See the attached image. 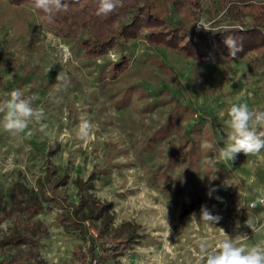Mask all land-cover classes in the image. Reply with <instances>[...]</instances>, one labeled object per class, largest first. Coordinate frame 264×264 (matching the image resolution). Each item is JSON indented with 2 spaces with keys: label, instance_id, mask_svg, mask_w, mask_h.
Returning a JSON list of instances; mask_svg holds the SVG:
<instances>
[{
  "label": "rangeland",
  "instance_id": "1",
  "mask_svg": "<svg viewBox=\"0 0 264 264\" xmlns=\"http://www.w3.org/2000/svg\"><path fill=\"white\" fill-rule=\"evenodd\" d=\"M158 1L164 14L169 9L195 28L227 27L233 21L221 0H198L196 6L189 0ZM234 1L246 8L251 0ZM171 2L178 5L175 13ZM244 19L249 22L250 15ZM119 20L87 18L76 36H107ZM74 37L62 39L32 7L0 0V100L14 89L30 90L38 95L34 106L44 108L47 124V134L30 124V136L0 129V190L20 180L41 193L36 182L50 168L66 174L54 191L50 185L45 196L41 193L45 199L37 216L47 233L38 245L37 264L70 261L73 248L84 244L71 230L69 215L78 200L74 179L91 173L94 185L87 193L111 203V223L133 219L143 232L123 255L94 264H192L200 254L198 242L214 246L224 238L221 229L246 244L264 245V212L258 204L249 205L264 195V149L239 153L233 162L219 156L229 132L224 124L229 102L264 111L263 49L213 64L138 39L108 48L92 62ZM120 54H130L128 65L109 72ZM82 116L92 124L86 135ZM191 149L192 165L181 175L186 163L180 158L187 159L184 153ZM177 154L170 177L181 176L185 188L176 194L170 184L148 183L147 167ZM198 195L202 208L221 217L218 222H207L202 209L180 213ZM247 220L255 223V231Z\"/></svg>",
  "mask_w": 264,
  "mask_h": 264
},
{
  "label": "trees",
  "instance_id": "2",
  "mask_svg": "<svg viewBox=\"0 0 264 264\" xmlns=\"http://www.w3.org/2000/svg\"><path fill=\"white\" fill-rule=\"evenodd\" d=\"M2 1L12 6L32 7L45 25L64 40H70L71 36H75L74 39L79 38V45L92 62L104 56L108 48L122 46L138 39H143L150 47L162 46L174 52H183L196 57L201 62L213 64L229 63L240 60L246 53L262 49L264 51V1L253 3L254 0H251L247 2L246 8H242L237 6L234 0H221L220 4L226 5L225 11L233 21L227 27L211 29L213 31L195 28L185 23L180 19L181 17L170 15L169 9L164 14L158 0H122V6H118L106 17L96 15V0H63L67 5V11L55 13L51 19L34 8L33 0ZM189 1L195 6L199 4L198 0ZM171 5L174 6L175 13L174 9L178 5L175 2H171ZM245 15H250L249 22L245 21ZM68 18H81V20L70 22ZM87 18H120V23L118 22L116 28L104 37L89 35L84 38L82 33L76 36L77 30L85 27L84 20ZM226 36L236 38L241 48L235 57L229 55V48L224 43ZM129 56L130 54H120V57L112 62V66H109L108 71L118 73L126 68ZM104 65L102 64L101 67ZM260 132H264V128L258 129V134ZM191 151L193 150L184 153L187 159L177 154L175 157L170 156L168 160L165 159V163L147 167L150 172L148 183L151 185L157 183V186L162 187L170 184L177 187L176 194H179L185 188L183 183L180 184L182 177L177 176L174 181L171 180L170 174L176 166L177 157H181L180 160L186 163L178 173L182 175L189 171V166L192 165L190 154H194ZM197 153L200 156L202 154L199 151ZM195 157L199 159L197 154ZM226 167L222 169L224 172ZM45 173L46 175L36 182L44 196L50 185L54 191L56 185L64 183L66 178L65 170L58 174L55 169L50 168ZM161 175L163 177H160ZM93 179L94 173L89 174L85 179L82 177L74 179L78 200L70 206L72 216L69 215V222L70 227L73 228L71 230L78 232L85 241L84 244L75 246L71 260L62 264H92L95 258H97L96 262L100 263L103 259L119 257L139 241L143 234L142 227L133 219L123 220L117 225L111 223L113 218L110 212L111 203H103L99 197L87 193V189L93 188ZM41 193L37 188L29 187L20 180H15L4 190H0V264L39 263L38 245L47 233L46 226L37 216L42 210L45 199ZM197 209H202L199 195L192 197L188 207H183L180 213ZM63 217L65 216L62 215ZM94 220L99 221L98 224H95Z\"/></svg>",
  "mask_w": 264,
  "mask_h": 264
},
{
  "label": "clouds",
  "instance_id": "3",
  "mask_svg": "<svg viewBox=\"0 0 264 264\" xmlns=\"http://www.w3.org/2000/svg\"><path fill=\"white\" fill-rule=\"evenodd\" d=\"M96 4V15L106 17L118 6H122V0H96ZM33 6L49 19L55 13L67 11V5L63 0H33ZM224 43L232 57L241 50L236 38L232 36H226ZM4 97L0 100V129L13 135L27 131L30 136L32 132L29 125L36 123L39 125V132L47 134V124L43 122L45 110L42 106H34V101L39 99L37 94L31 93L30 90L14 89L4 93ZM224 115L227 117L224 124L229 132L226 143L219 149V156L223 160L233 162L239 153L246 156L255 155L264 149V132L258 134V129L264 128V111L250 108L247 103L230 101ZM81 121V132L86 135L92 128L91 121L83 116ZM211 147L209 145V148ZM259 203L264 204V199ZM201 215L207 222L213 224L221 219L218 215L211 214L207 208H202ZM245 224L252 231L256 230L252 220L245 221ZM239 226L236 225L237 228ZM221 230L225 234L224 238L217 241L214 246H210L206 240L198 242L200 254L196 257L195 264H264V245L246 244Z\"/></svg>",
  "mask_w": 264,
  "mask_h": 264
},
{
  "label": "built area",
  "instance_id": "4",
  "mask_svg": "<svg viewBox=\"0 0 264 264\" xmlns=\"http://www.w3.org/2000/svg\"><path fill=\"white\" fill-rule=\"evenodd\" d=\"M263 193H264V192H263ZM261 199H264V195L261 196V197H257V200H256V201H250V202H249V205H250V206H254V205L258 204L259 208L262 209V211L264 212V204L259 203V201H260ZM198 255H199V254H197V256H198ZM195 260H196V258L193 260L192 264H195ZM95 261H96V260L93 259V260H92V263L94 264Z\"/></svg>",
  "mask_w": 264,
  "mask_h": 264
},
{
  "label": "crops",
  "instance_id": "5",
  "mask_svg": "<svg viewBox=\"0 0 264 264\" xmlns=\"http://www.w3.org/2000/svg\"><path fill=\"white\" fill-rule=\"evenodd\" d=\"M125 253V252H124Z\"/></svg>",
  "mask_w": 264,
  "mask_h": 264
}]
</instances>
